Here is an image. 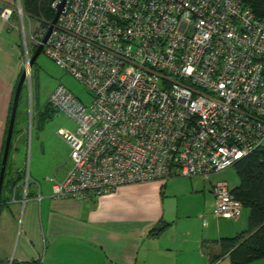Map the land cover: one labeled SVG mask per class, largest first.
<instances>
[{
  "label": "built area",
  "instance_id": "1",
  "mask_svg": "<svg viewBox=\"0 0 264 264\" xmlns=\"http://www.w3.org/2000/svg\"><path fill=\"white\" fill-rule=\"evenodd\" d=\"M16 8L22 17L18 0L0 18ZM42 51L90 96L58 85L48 98L76 124L59 132L72 165L54 198L208 179L264 145V20L246 0H67ZM231 189L212 185L213 217L241 215Z\"/></svg>",
  "mask_w": 264,
  "mask_h": 264
},
{
  "label": "crops",
  "instance_id": "2",
  "mask_svg": "<svg viewBox=\"0 0 264 264\" xmlns=\"http://www.w3.org/2000/svg\"><path fill=\"white\" fill-rule=\"evenodd\" d=\"M17 2L0 0V8ZM15 18H0V162L28 54L9 29L16 26ZM11 143L0 197V264L10 259L27 264H264V257L243 263L228 253L216 258L219 239L238 231L206 230L205 219L194 234H172L176 220L168 216L165 188L177 176L162 183L128 184L97 199L54 198L52 181L62 180L72 162L56 165L52 173L25 174L11 160Z\"/></svg>",
  "mask_w": 264,
  "mask_h": 264
},
{
  "label": "rangeland",
  "instance_id": "3",
  "mask_svg": "<svg viewBox=\"0 0 264 264\" xmlns=\"http://www.w3.org/2000/svg\"><path fill=\"white\" fill-rule=\"evenodd\" d=\"M14 17L16 26L9 29L14 37L20 39L25 53H28L24 58V68H27L28 75L18 102V114L11 140V160L20 166L25 174L29 171L52 173L56 165H71L69 146L59 132H73L76 124L67 114L51 106L48 98L58 85H63L83 100H90V96L80 82L55 65L43 51L29 69L28 57L33 49L31 33L38 30L42 22L24 12L22 17L19 16L17 8ZM219 181H226L232 188L238 183V178L230 167L210 175L208 179L202 176H177V179L168 182L165 188V198L169 204L168 216L176 220L172 234H194L203 228V219L206 221V230L219 226L235 233L247 228L248 209L245 207L237 219L213 217L214 195L209 189L212 183Z\"/></svg>",
  "mask_w": 264,
  "mask_h": 264
},
{
  "label": "trees",
  "instance_id": "4",
  "mask_svg": "<svg viewBox=\"0 0 264 264\" xmlns=\"http://www.w3.org/2000/svg\"><path fill=\"white\" fill-rule=\"evenodd\" d=\"M54 1L56 0H20V4L24 13L42 22L39 28H46L54 15L55 10L51 7ZM246 5L264 20V0H246ZM35 47L36 44L33 45L32 52ZM17 114L18 109L16 117ZM232 168L238 183L232 187L231 192L248 209V223L245 230L219 239L221 250L216 258L228 253L231 260L243 263L264 257V145L237 160Z\"/></svg>",
  "mask_w": 264,
  "mask_h": 264
},
{
  "label": "water",
  "instance_id": "5",
  "mask_svg": "<svg viewBox=\"0 0 264 264\" xmlns=\"http://www.w3.org/2000/svg\"><path fill=\"white\" fill-rule=\"evenodd\" d=\"M67 0H59L56 2V5L54 7V15L52 20L48 23V26L46 28V32L44 36L41 38V41L36 45L35 50L32 52L31 56L28 57V67L33 65L35 62L37 56L40 54L43 48V43L45 42L46 38L48 37L54 23L56 22L58 16L60 13L64 10V6L66 4ZM28 75V70L27 68H24L19 76V79L16 84V88L14 91L13 95V100H12V105H11V110H10V116H9V121L7 125V130H6V136H5V142H4V147H3V153L1 157V162H0V197H1V191H2V185H3V180H4V175H5V170H6V164H7V159H8V154H9V148H10V143H11V138L13 135V129H14V124H15V118H16V113H17V108H18V102L21 94L22 87L24 85V82L26 80V77Z\"/></svg>",
  "mask_w": 264,
  "mask_h": 264
}]
</instances>
